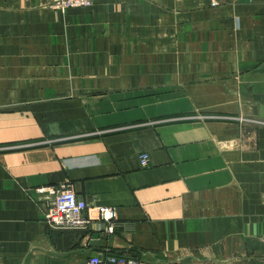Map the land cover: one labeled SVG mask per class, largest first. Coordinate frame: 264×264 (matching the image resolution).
<instances>
[{"label": "crops", "instance_id": "crops-1", "mask_svg": "<svg viewBox=\"0 0 264 264\" xmlns=\"http://www.w3.org/2000/svg\"><path fill=\"white\" fill-rule=\"evenodd\" d=\"M46 2L0 0V264H264V0Z\"/></svg>", "mask_w": 264, "mask_h": 264}, {"label": "built area", "instance_id": "built-area-1", "mask_svg": "<svg viewBox=\"0 0 264 264\" xmlns=\"http://www.w3.org/2000/svg\"><path fill=\"white\" fill-rule=\"evenodd\" d=\"M215 5V3H212ZM92 0H47L49 9L65 13L71 9L91 7ZM141 167H147L148 158L140 156ZM49 190V189H48ZM53 199L45 214V223L50 228H82L88 229L91 223L95 224V231L101 235L113 234L115 231L116 213L114 209L99 207L89 209L87 204L79 199L70 188L63 187L60 190H51ZM109 264H140V262L128 255L113 254L104 258ZM102 260L92 257L87 264H101Z\"/></svg>", "mask_w": 264, "mask_h": 264}, {"label": "water", "instance_id": "water-1", "mask_svg": "<svg viewBox=\"0 0 264 264\" xmlns=\"http://www.w3.org/2000/svg\"><path fill=\"white\" fill-rule=\"evenodd\" d=\"M99 237H101L100 234H98V233L93 234L90 241H89V246L90 247H98Z\"/></svg>", "mask_w": 264, "mask_h": 264}]
</instances>
